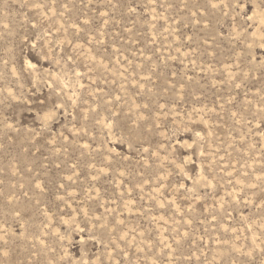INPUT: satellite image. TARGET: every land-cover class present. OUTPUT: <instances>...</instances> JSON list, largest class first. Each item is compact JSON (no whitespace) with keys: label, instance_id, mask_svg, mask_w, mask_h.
Returning a JSON list of instances; mask_svg holds the SVG:
<instances>
[{"label":"rangeland","instance_id":"rangeland-1","mask_svg":"<svg viewBox=\"0 0 264 264\" xmlns=\"http://www.w3.org/2000/svg\"><path fill=\"white\" fill-rule=\"evenodd\" d=\"M0 264H264V0H0Z\"/></svg>","mask_w":264,"mask_h":264}]
</instances>
